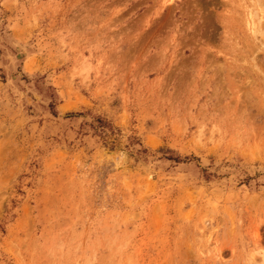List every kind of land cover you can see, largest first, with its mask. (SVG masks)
<instances>
[{
    "label": "rangeland",
    "instance_id": "obj_1",
    "mask_svg": "<svg viewBox=\"0 0 264 264\" xmlns=\"http://www.w3.org/2000/svg\"><path fill=\"white\" fill-rule=\"evenodd\" d=\"M0 264H264V0H0Z\"/></svg>",
    "mask_w": 264,
    "mask_h": 264
},
{
    "label": "trees",
    "instance_id": "obj_2",
    "mask_svg": "<svg viewBox=\"0 0 264 264\" xmlns=\"http://www.w3.org/2000/svg\"><path fill=\"white\" fill-rule=\"evenodd\" d=\"M94 129H97V131H99V133H100V130H101V129H100V130H98V129H99V127H95Z\"/></svg>",
    "mask_w": 264,
    "mask_h": 264
}]
</instances>
